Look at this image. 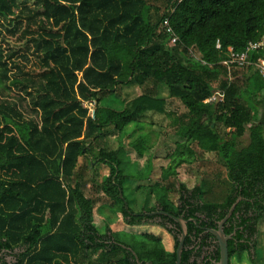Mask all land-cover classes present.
Instances as JSON below:
<instances>
[{
    "label": "trees",
    "instance_id": "16d2710c",
    "mask_svg": "<svg viewBox=\"0 0 264 264\" xmlns=\"http://www.w3.org/2000/svg\"><path fill=\"white\" fill-rule=\"evenodd\" d=\"M31 1L32 8L25 6L28 0H0V24L12 25L8 32L24 24L20 38L31 43L42 69L38 80L9 77L5 59L15 53L5 55L0 47V64L8 67L0 77V264L7 263L6 256L14 264H126L127 257L115 263L121 247L105 243L108 232L119 240L114 232L106 227L99 233L93 224L96 201L82 190L84 168L93 162L109 168L100 190L125 218L124 203L133 209L122 188L121 134L129 124L163 113L172 116L183 141L175 142L160 177L164 180L191 163L194 143L218 157L230 185L222 202L206 200L199 185H150V193L161 195L155 205L173 215L184 213L189 220L181 264L188 263L191 240L205 227L216 229L232 205L223 225L231 235L228 263L243 260L247 248L239 239L255 232L264 218V106L254 101L264 80L251 65L223 61L228 47L242 51L264 35V0H163L161 6L148 0ZM166 18L168 26L163 25ZM167 27L178 38L172 45ZM259 54L250 53L251 60ZM16 85L26 97H7L8 86ZM129 85L144 91L124 101L121 110L102 104ZM160 85L167 88L168 98L181 102L185 113L166 110L168 98L157 96ZM213 88L220 99L206 103ZM89 101L95 102L93 117L84 106ZM29 103L33 116L25 117L22 109ZM216 124L226 132L219 133ZM110 132L120 140L118 149L93 144ZM128 144L139 158L149 148L141 137ZM80 158L85 165H78ZM149 172L142 176L147 179ZM155 205L144 203L141 209ZM176 227L172 252L152 232L142 233L144 242L137 246L128 239L119 241L140 260L175 264ZM211 234L205 232L204 240Z\"/></svg>",
    "mask_w": 264,
    "mask_h": 264
},
{
    "label": "rangeland",
    "instance_id": "374dc122",
    "mask_svg": "<svg viewBox=\"0 0 264 264\" xmlns=\"http://www.w3.org/2000/svg\"><path fill=\"white\" fill-rule=\"evenodd\" d=\"M23 2V0H19ZM32 1L28 0L25 3L32 8ZM148 4L151 6H161L163 0H148ZM24 3V2H23ZM21 6V5H20ZM21 23V22H20ZM24 24L19 25V29L13 32H8L6 29H11L12 25H8L6 21L0 24V47L5 55H8L10 50H14L15 55L11 59H5L7 61L8 75L13 79H22L30 77L31 79L38 80L39 74L42 69L40 61L36 54L32 50L31 43L24 38H20V29ZM8 27V28H5ZM32 29H36L33 27ZM1 65V64H0ZM8 68V67H7ZM6 66H0V77L6 74ZM5 83V82H4ZM8 93L12 98L17 96L27 95L22 92L21 85L8 86ZM32 89V88H31ZM142 87L135 85L124 86L118 94H112L106 96L102 100L104 106H109L115 110H121L123 108L124 101L130 100L137 95H140L144 90ZM212 95L219 96L216 88H213ZM157 96L162 98H168L167 88L160 85L157 89ZM254 101L260 106H264V89H258V92L254 95ZM31 103L22 109L25 117L33 116L31 112ZM166 110H169L175 115H181L185 113V108L181 102L176 98H168L166 104ZM264 108V107H263ZM163 119V120H162ZM172 116H168L167 113L156 114L153 120L149 118H142L141 122H133L129 124L121 134V163L120 168L124 176L122 183L123 194L126 197L129 205L133 211H139L144 203H147L148 207L153 206L161 195L157 192L150 193V190L154 182H159L164 185H172L177 187L180 183H184L185 187L191 189L195 185H199L205 192L204 198L211 202H222L229 189V181L225 176V169L218 161V157L214 153H204L198 149L196 144L192 143L191 147L194 153V160L191 163L182 164L175 168V175H169L163 180L160 174L163 172L162 168L170 164V154L175 148V142L183 141L180 135L177 133V126L171 124ZM219 133L226 132L219 124H216ZM133 131V133H131ZM115 132H110L104 137H99L95 140L94 145L96 147L103 146L106 149H118V141L114 136ZM141 137L145 139L148 149L145 150L142 158L137 157L136 152L129 146L128 142L132 138ZM102 138V139H100ZM85 160L80 158L78 165H85ZM150 172H149V164ZM173 165V163L171 164ZM109 168L103 164L93 162L91 168H84V177L86 184L82 186V190L87 197L95 199V203L92 208V214L94 216V225L98 228V231L105 233L106 227L114 232L120 241L128 239V242L134 241L133 246L144 242L142 233L152 232L161 237L165 249H171L172 239L169 233L162 228L151 225H137L128 226L124 222V217L120 212H116V205L111 206L106 196L102 194L100 185L102 181L107 177ZM149 172L147 179L143 177V173ZM173 188L170 190L172 191ZM159 194V195H158ZM158 195V196H157ZM172 197H176V193H171ZM136 231V233L132 232ZM258 233V245L257 249L261 247L259 251L260 257L253 264H264V218H262L259 225ZM141 233V234H140ZM259 246V247H258ZM10 259V258H9ZM233 264H252L246 259V257L239 261L232 259Z\"/></svg>",
    "mask_w": 264,
    "mask_h": 264
},
{
    "label": "flooded vegetation",
    "instance_id": "af4514ba",
    "mask_svg": "<svg viewBox=\"0 0 264 264\" xmlns=\"http://www.w3.org/2000/svg\"><path fill=\"white\" fill-rule=\"evenodd\" d=\"M130 213L131 214L126 215V217L124 218L125 219L124 222L126 223L127 226H137V225L139 226L142 224L146 225V226L151 225V227L156 226L158 228H162L163 230H166L169 233V235L172 239V246H171L172 248L171 249H165V247H164V249L168 252L174 251V245H175L174 232L176 233V229H177L176 225H178L180 228V233L178 235V238L181 236L180 224L172 218H181L182 220H184L186 222L185 225L189 221L187 219H184V217H183L184 213H178V215H173L167 211H164L162 209V207L159 206L158 204L155 205L154 208L150 209V210H144V209H140L139 211H131L130 210ZM169 219H172L174 222H172V220H169ZM261 220L262 219H260L258 221L255 232L251 233L250 235L247 232L244 234L243 239H239V242L243 243L245 245V247L247 248V250H245L243 252L244 256L246 257V259H248L249 262H250V258L253 259V261L251 260V262H250L252 264L255 263L259 259L260 254H257V253H259V251L262 250L261 247L256 250L257 245H258V233L260 232L259 231V225H260ZM128 221H135V224H132V223L130 224ZM218 223H219V221H218ZM198 227L204 228L201 226H198ZM205 228L207 231H201L200 233H198V239L197 240L192 239L191 240L192 242L187 246L191 252L190 258L188 259L187 264H217V262L219 260L218 242H217V239L215 238V236L213 234H211V232H210V230H212V228H208V227H205ZM216 229H217V227H216ZM205 232H209L211 234V236H205V240H204ZM107 234L109 236L108 237L109 239H106L105 243L108 245V247L111 248L109 246V244H111L110 242H113V243L118 244L119 247H121V249H122L118 253V255H114L115 263L117 261H120L121 260L120 258L127 257L128 262L126 264H153V262L151 260H148V259L147 260H140L138 258V255L136 254V252L131 247H128L127 245L120 243L119 240L110 236L109 232ZM186 235H187V233H186ZM157 236H159V235H157ZM227 236H229V238H228V240H229L231 238V235H227ZM184 240H185V238H184ZM183 244H184V241H183ZM234 245L236 248L239 247V245L236 242H234ZM217 251H218V254H217ZM10 257L6 256V261H7L6 264H11L12 261L8 259ZM12 259H14V258L12 257ZM180 264H181V260H180Z\"/></svg>",
    "mask_w": 264,
    "mask_h": 264
},
{
    "label": "built area",
    "instance_id": "2783aa9c",
    "mask_svg": "<svg viewBox=\"0 0 264 264\" xmlns=\"http://www.w3.org/2000/svg\"><path fill=\"white\" fill-rule=\"evenodd\" d=\"M164 26H168V19H164L163 22ZM167 32L171 34L170 44H174L178 38L173 34L171 29L167 27ZM216 48L220 49V43L217 40L216 42ZM227 58L223 61V63L228 65H238V66H245V65H251L254 67V69L259 73V75L264 80V35L257 40V41H249L242 51H234L232 47L227 48ZM256 52L260 54L257 57L256 61H252L250 58V53ZM220 96H214L211 95L209 98L205 100L206 103L212 102L215 100H219ZM84 106H86L89 109V115L91 117L94 116V109H95V102L89 101L85 102Z\"/></svg>",
    "mask_w": 264,
    "mask_h": 264
},
{
    "label": "water",
    "instance_id": "95a60500",
    "mask_svg": "<svg viewBox=\"0 0 264 264\" xmlns=\"http://www.w3.org/2000/svg\"><path fill=\"white\" fill-rule=\"evenodd\" d=\"M120 197H122L121 191H120ZM124 208L128 214H131L130 211L128 210V206L126 203H124ZM233 208H234V205L231 206L226 216L221 221H219V223L217 224V229L210 230V232L215 236L218 242L219 260L217 264H228L229 262L228 248H227V240L229 236H227L223 232V224L226 221V219L231 215ZM172 219L178 222L181 227V236L179 237L178 243H177L176 261H175V264H180L181 252L183 249V241L187 233V228L185 225L186 222L182 220L181 218H172Z\"/></svg>",
    "mask_w": 264,
    "mask_h": 264
},
{
    "label": "crops",
    "instance_id": "0c3cea01",
    "mask_svg": "<svg viewBox=\"0 0 264 264\" xmlns=\"http://www.w3.org/2000/svg\"><path fill=\"white\" fill-rule=\"evenodd\" d=\"M92 221L94 222V216H93V214H92ZM94 224V223H93ZM96 227V226H95ZM126 227H128L127 225H126ZM96 229L98 230V228L96 227ZM99 233H103V232H101V231H98ZM134 232H136V231H134ZM163 243V242H162ZM164 246V245H163ZM9 259V258H8ZM9 260H11L12 262H11V264H14L15 263V259H12L11 257H10V259Z\"/></svg>",
    "mask_w": 264,
    "mask_h": 264
}]
</instances>
